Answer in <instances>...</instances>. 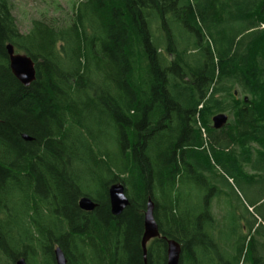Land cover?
Here are the masks:
<instances>
[{"label": "trees", "instance_id": "1", "mask_svg": "<svg viewBox=\"0 0 264 264\" xmlns=\"http://www.w3.org/2000/svg\"><path fill=\"white\" fill-rule=\"evenodd\" d=\"M72 9L66 24L33 19L23 33L0 0V264H56L57 246L67 264H166L168 239L179 264H264V0ZM8 43L34 62L27 87ZM115 182L128 199L119 215ZM149 200L160 236L143 252Z\"/></svg>", "mask_w": 264, "mask_h": 264}, {"label": "water", "instance_id": "2", "mask_svg": "<svg viewBox=\"0 0 264 264\" xmlns=\"http://www.w3.org/2000/svg\"><path fill=\"white\" fill-rule=\"evenodd\" d=\"M8 55L9 68L13 76L25 87L29 86L35 79V67L32 59L23 53L15 52L12 44L5 46ZM212 127L215 129L222 128L228 120L225 113H218L212 118ZM24 140H30L29 137L23 135ZM108 199L110 210L113 215H119L128 205V199L125 195L124 185L121 182H115L108 186ZM78 206L81 210L90 212L96 207V203L89 197L82 196L78 200ZM160 236L158 226L153 217V203L149 200L144 214V232L141 239L143 252L146 251L147 243L154 238ZM181 247L178 242L173 239L166 240V264H179ZM54 260L56 264H67L66 258L60 249H54ZM15 264H27L24 258H19Z\"/></svg>", "mask_w": 264, "mask_h": 264}, {"label": "rangeland", "instance_id": "3", "mask_svg": "<svg viewBox=\"0 0 264 264\" xmlns=\"http://www.w3.org/2000/svg\"><path fill=\"white\" fill-rule=\"evenodd\" d=\"M77 1L81 0H10V3L18 28L24 33L29 30L33 19L54 20L57 24L70 22L73 16L72 7ZM261 28H264V24L261 25ZM224 113H226L229 120V114L227 112ZM253 146L257 148L255 145ZM221 197L223 199L219 209V212L223 215L221 216V222H225L226 230H229L233 226V220H231L230 211L225 204L229 208L231 203L227 196ZM241 210L243 211L242 207L235 209L236 212Z\"/></svg>", "mask_w": 264, "mask_h": 264}]
</instances>
